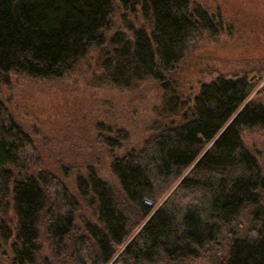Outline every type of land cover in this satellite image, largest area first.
Masks as SVG:
<instances>
[{"label":"trees","instance_id":"1","mask_svg":"<svg viewBox=\"0 0 264 264\" xmlns=\"http://www.w3.org/2000/svg\"><path fill=\"white\" fill-rule=\"evenodd\" d=\"M223 31L203 0H0V82L85 69L98 86L162 90L140 148L119 154L128 133L98 125L118 185L90 172L76 193L0 101V249L11 264H51L42 232L60 264H264V151L241 137L264 127L256 85L218 76L196 95L179 89L196 41Z\"/></svg>","mask_w":264,"mask_h":264},{"label":"rangeland","instance_id":"2","mask_svg":"<svg viewBox=\"0 0 264 264\" xmlns=\"http://www.w3.org/2000/svg\"><path fill=\"white\" fill-rule=\"evenodd\" d=\"M212 13L220 15L224 31L220 38L202 37L178 71L179 89L184 96L196 95L202 84L224 76L246 75L256 85L251 99L264 104V0H203ZM120 12L118 25H122ZM89 72L79 70L61 80H41L11 74L0 82V101L31 135L46 168L62 178L76 193V178L96 172L113 185L118 180L111 169L106 146L98 141V125L125 130L119 154L140 148L150 136V125L157 119L162 90L148 80L136 89L123 90L98 86ZM245 145L262 158L264 127L244 129ZM82 215L91 219L90 210ZM42 258L60 264L50 252L42 232ZM0 264H11L10 253L0 249ZM197 264H211L200 260Z\"/></svg>","mask_w":264,"mask_h":264}]
</instances>
